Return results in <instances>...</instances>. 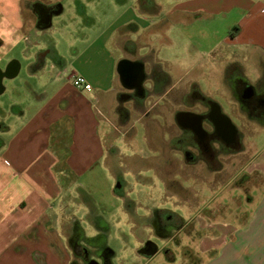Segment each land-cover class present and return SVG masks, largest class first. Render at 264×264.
Masks as SVG:
<instances>
[{
	"label": "crops",
	"instance_id": "crops-1",
	"mask_svg": "<svg viewBox=\"0 0 264 264\" xmlns=\"http://www.w3.org/2000/svg\"><path fill=\"white\" fill-rule=\"evenodd\" d=\"M85 1L0 0V70L5 72L11 64L15 71L18 70L13 78H3L4 91L0 96L7 92L5 80L17 78L23 70L33 80L26 88L16 85L14 90L20 98L16 106L10 105L9 110V106L0 102V133L3 134L0 136V264H101L105 253L108 263L114 264L116 253L108 247L113 228L116 231L113 235L124 248L120 255L123 264H133L135 258L151 261L163 252L169 260H174L173 253L167 249L172 242L181 247L180 234L187 229L181 213L174 212L183 226L160 234L156 227L158 214L169 211L146 206L138 208L127 197L124 180L122 189L117 190L121 188L118 181L121 176L117 177L113 194L127 205L125 216L116 220L115 227L93 206L84 208L83 214L82 209L75 210L67 204L56 207L57 200L71 198V195L66 197L69 192L63 191L61 182L67 183L70 176L83 178L93 174L111 154L106 151L104 141L111 126L110 118L92 102L101 103L106 94H112L115 100L121 88L145 87L147 82L153 81L146 66V62L151 64L150 56L154 54L152 39L146 35L150 26L146 23L150 17H158L162 8L156 0H135L131 11H124L115 18L98 39L115 59L113 69L116 71L111 74L110 86L105 87L102 81H88L92 86L90 91L73 87L72 79L77 73L66 77V60L57 44L54 42L42 49L39 40H46L47 30L52 36L53 32L63 30L64 23L55 22V18L63 16L66 4L71 13L70 19H66L69 26L93 24L96 19L89 9L94 8L95 1ZM38 6L61 7L58 15L53 14L48 29L39 26ZM173 11L181 16L190 12L205 14L207 18L236 16L219 39L220 45L230 48V58L239 56L231 62L230 58L226 60L229 67L226 83L232 85L233 98L237 102L240 101L236 87L249 88L264 111V0H179ZM15 49L20 50L25 64L19 58H8ZM47 50L51 56L45 57L46 63L41 64V53ZM127 54L134 57L127 58ZM123 62L130 64L128 75L123 71ZM250 67L254 68L255 82L248 73ZM166 74L171 76L162 72L160 79ZM217 108L219 114L215 117L219 129L229 135L227 118L237 131L230 117L218 105ZM242 111L249 119L261 118V115L253 118L254 114L246 106ZM9 114L15 116V121L6 122ZM258 122L262 131L256 134H264V121ZM245 152L249 157L239 173L240 178L237 175L228 186L239 179L238 187L245 189L244 192L256 193L257 199H249L251 204L256 200V206L254 210L238 211L236 223L223 226L212 225L211 211L198 209L197 231L213 230L205 241L199 242V247L203 253L219 252L206 264H264V145L257 146L252 156L249 149ZM64 195L66 199L61 198ZM233 198L228 196L224 200ZM78 213L84 218L87 214L95 216V235H87L84 218L76 216ZM146 227L164 242L162 248L154 240L148 242ZM125 230L129 233H124ZM148 244H153L154 248L144 253L143 248Z\"/></svg>",
	"mask_w": 264,
	"mask_h": 264
},
{
	"label": "rangeland",
	"instance_id": "rangeland-1",
	"mask_svg": "<svg viewBox=\"0 0 264 264\" xmlns=\"http://www.w3.org/2000/svg\"><path fill=\"white\" fill-rule=\"evenodd\" d=\"M90 1H95L94 8L89 9L93 19H96L93 24L69 26L66 19H70L71 13L66 4L63 16L55 18V22L60 20L64 23L63 30L53 32V36L50 30L45 31L46 40L40 39L39 43L42 49L51 43L57 44L59 53L66 60V77L75 72L87 81H102L105 87H109L111 74L116 71V68L113 69L115 59L98 39L115 18L124 11H131L129 9L135 0H87L85 3ZM156 1L162 12L156 18L150 17L146 23L150 26L146 35L152 39L154 49V54L150 56L151 64L146 62V66L153 81L137 89L121 88L115 100L112 94H106L101 103L92 102L110 118L111 126L104 141L106 151L109 150L111 154L109 157L107 155L103 167H98L93 174L83 178L74 175L67 177V183L61 182L63 191L69 192L66 197L71 195V198L66 199L64 195L61 198L66 200H57L55 204L56 207L67 204L75 210L82 209V214L84 208L91 209L93 206L100 216L115 227L116 220L125 216L127 205L113 194L118 184L117 177L121 176L122 179H118L121 188L117 190L122 189L124 180L127 197L138 208L146 206L169 211V214L181 213L187 225V229L180 234L181 247L172 242L167 249L173 253L174 260H169L163 252L151 261L135 258L133 264H206L219 252L201 251L199 242L205 241L213 230L197 231L200 221L196 213L198 209L205 208L212 213V225L223 226L225 223L234 225L238 211L254 210L256 200L251 204L249 199H257L256 193L248 191V195L244 192L245 189L238 187L239 179L230 187L228 182L239 176L244 167L249 157L246 149L250 150L252 156L257 146L264 145V134H259L262 129L258 122L264 121V113L254 114L253 118L261 115L257 120L249 119L242 111L245 105L233 98V87L226 83L229 68L226 60L230 58L228 53L232 52L230 48L220 45L219 39L226 34L236 16L207 18L205 14L193 12L181 16L173 11L179 0ZM19 51L13 50L8 58H19L25 64ZM126 57L134 56L127 54ZM238 57L232 56L230 62ZM46 61L41 58L40 63L45 64ZM253 69L250 67L248 73L255 82ZM162 72L171 76L166 74L165 78L160 79ZM32 82L24 70L17 78L5 80L7 92L0 96V102H4L10 110V105L16 106L20 100L14 90L16 85L26 88V84ZM211 104L218 105L236 125L240 143L228 147L217 141L214 152L206 154L199 150V154L196 152L198 159L187 161L186 156L176 150L180 147L177 136L181 133L176 116L187 110L207 112ZM14 117L9 114L6 122L15 121ZM0 136L3 137V134L0 133ZM57 172L61 173L59 170ZM86 194L93 199L87 198ZM228 196L235 198L224 200ZM193 205L198 207L193 208ZM224 206L228 208L224 210ZM76 216L84 218L79 213ZM95 221L93 214H87L82 221L89 236L95 235ZM145 231L148 242L156 241L163 247L164 242L155 237L154 231L148 227ZM125 232L129 233L127 230ZM110 233L112 236L108 247L116 253L114 264H123L120 261L123 245L113 235L115 228Z\"/></svg>",
	"mask_w": 264,
	"mask_h": 264
},
{
	"label": "flooded vegetation",
	"instance_id": "flooded-vegetation-1",
	"mask_svg": "<svg viewBox=\"0 0 264 264\" xmlns=\"http://www.w3.org/2000/svg\"><path fill=\"white\" fill-rule=\"evenodd\" d=\"M55 6H38L37 14L38 20L43 19L46 14L51 13L55 8ZM50 50L41 53V58H45L47 56H51ZM123 71L127 75L130 73V64L127 62L122 63ZM126 70V71H125ZM134 88H139L136 86ZM237 94L240 103H243L253 114H257L259 112H264L261 109L262 103L255 96H252L251 90L249 88H245L243 86H237ZM139 93V92H137ZM145 92L142 94L144 96ZM148 96L146 95L145 98ZM219 114V108L216 105L211 104L210 110L207 112H198L196 110H187L179 112L176 116V121L180 126L181 133L177 136V142L180 147L176 150L181 151L184 156H186V160H194L198 159L199 150L203 153L209 154L214 152L216 142H222L225 146L231 147L238 145L239 135L238 132L234 139L230 137L223 130L219 129L218 122L215 116ZM197 152V154H196ZM182 221L178 216H174L173 214H158V224L157 230L160 234L171 231L173 229H180L182 227ZM153 249V244H148L145 248H143V252H149L150 249ZM89 264H96L95 262H91ZM101 264H109L107 254H104V261Z\"/></svg>",
	"mask_w": 264,
	"mask_h": 264
},
{
	"label": "water",
	"instance_id": "water-1",
	"mask_svg": "<svg viewBox=\"0 0 264 264\" xmlns=\"http://www.w3.org/2000/svg\"><path fill=\"white\" fill-rule=\"evenodd\" d=\"M60 12H61V7L57 6V7H55V9L51 13L46 14L45 17L43 19H40V21H39L40 28L41 29H48L49 27H51L53 14L58 15ZM17 71L18 70H16V71L14 70V67H13L12 64L8 66V68L6 69L5 72H2L0 70V94H2L3 91H4V88L2 86L3 78H5V77L13 78L14 76H16ZM226 120H227V125H228V130H229L230 137L232 139H234L235 136H236V129H235V127L233 125H231V121L229 119L226 118Z\"/></svg>",
	"mask_w": 264,
	"mask_h": 264
},
{
	"label": "built area",
	"instance_id": "built-area-1",
	"mask_svg": "<svg viewBox=\"0 0 264 264\" xmlns=\"http://www.w3.org/2000/svg\"><path fill=\"white\" fill-rule=\"evenodd\" d=\"M72 85L75 89L80 91H90L92 89L91 84L81 75H75L73 77Z\"/></svg>",
	"mask_w": 264,
	"mask_h": 264
}]
</instances>
